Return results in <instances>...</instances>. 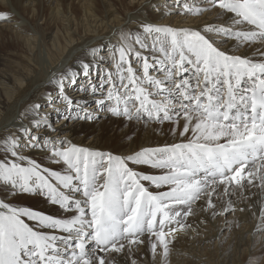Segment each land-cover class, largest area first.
I'll list each match as a JSON object with an SVG mask.
<instances>
[{
  "label": "snow or ice",
  "instance_id": "obj_1",
  "mask_svg": "<svg viewBox=\"0 0 264 264\" xmlns=\"http://www.w3.org/2000/svg\"><path fill=\"white\" fill-rule=\"evenodd\" d=\"M170 3L179 14L217 9L219 22L192 29L136 20L107 50L108 66L105 49L91 47L90 60L54 73L52 82L68 110H57L60 119L110 120L129 128L133 144L136 126L151 125L171 142L129 154L95 150L33 105L28 125L0 137V264H114L109 254L122 253L127 264L145 236L152 260L160 255L167 264L199 201L214 219L245 211L231 201L218 210L213 194L221 187L226 195L233 187L264 191V0ZM0 22L11 23L12 14L0 10ZM81 76L87 87L79 91L91 105L66 92ZM31 197L54 211L24 202Z\"/></svg>",
  "mask_w": 264,
  "mask_h": 264
},
{
  "label": "bare ground",
  "instance_id": "obj_2",
  "mask_svg": "<svg viewBox=\"0 0 264 264\" xmlns=\"http://www.w3.org/2000/svg\"><path fill=\"white\" fill-rule=\"evenodd\" d=\"M119 1L0 0V8L4 7L5 11L12 14L11 23H0V50L11 48L6 45V39H3L6 34L9 35L8 41L11 43L9 45L13 46L15 50L12 55H5L7 58H4L0 53V137L6 135L9 130H15V127L21 122L28 125L33 120L31 108L37 103L42 107L47 105L43 107L41 113H46L51 122L58 117L57 110L59 116L67 115L66 105L59 100L57 87L52 82L53 74L59 76L61 72L69 68H78L81 61L90 60L88 51L91 47L105 49L104 65L108 66L107 50H110L112 44L116 43L121 29L136 28V20L143 19L155 23L156 18H159L160 22L157 24L192 29H200L206 24L219 22L217 9L207 11L202 17L194 18L191 14H179L178 11L170 12L173 9L170 0H131L130 5L126 6L123 0ZM189 1L194 3L193 0ZM28 2L31 11L29 9L27 13H32L34 9L31 20L24 16L27 11L25 4ZM48 3H51L49 7ZM53 4L55 5L52 8ZM156 6L158 7L156 8ZM46 7L50 12L49 18L47 15L44 16ZM151 8H156L162 13L152 14ZM173 11L175 10L173 9ZM165 13L170 14L165 15ZM174 13L177 15L172 16ZM154 15L155 18L152 17ZM186 16L188 17L185 18ZM179 18L181 22L177 20ZM130 19L133 21L132 23H129ZM43 20L44 22L39 24V21ZM254 58L258 59V57ZM81 87H87V81L83 76L78 79L76 85L68 86L66 92L74 100L87 101L91 105V97L87 92L79 91ZM54 127L57 130L64 129L65 133L72 136L78 145L105 152L112 151L115 154H129L133 148L140 144L154 145L163 143L166 139L171 142L170 136L155 135L152 132L153 126L150 125L147 130L141 131L143 126L140 125L136 126L137 131L133 136L136 139V144H133L132 140L125 136V133L129 131L128 127L121 128L118 123L107 119H101L93 124L61 119ZM163 128L164 131H167L168 125H164ZM70 129L73 131H68ZM36 158L44 164L50 163L39 156ZM253 188L252 194L243 191L242 195L253 198L254 194H259L261 199L259 203H255V212L259 216L261 201H264V191L257 187ZM219 190L224 194L222 187ZM234 194L232 189L231 194L227 196L237 199V195ZM24 202H32L35 205L32 203L31 205L38 210L54 211L52 206L42 202L38 197L27 198ZM204 203L203 200L202 205ZM197 208L195 215L188 219L191 228L184 233H178L177 238L181 237V239L176 238L170 244V254L175 249L185 250L182 249L183 245L189 240H200L196 235L197 231L200 229L203 232L205 224L208 225V228L210 224H214L210 215L204 214L199 207ZM201 220L205 222L201 223ZM252 228H250V232H256L257 227L253 230ZM214 235L207 232V238L212 239ZM143 239L145 244L141 245L138 251L134 246L133 252L127 258V264H131L132 259H136L137 264H154L149 250L150 246L147 244V236ZM109 255L115 257L114 264H121L125 260L124 253ZM258 256L259 254L254 255L251 260ZM160 259L161 256L157 255L156 261Z\"/></svg>",
  "mask_w": 264,
  "mask_h": 264
},
{
  "label": "rangeland",
  "instance_id": "obj_3",
  "mask_svg": "<svg viewBox=\"0 0 264 264\" xmlns=\"http://www.w3.org/2000/svg\"><path fill=\"white\" fill-rule=\"evenodd\" d=\"M116 1L120 2L119 0ZM130 1L131 0H123L125 6L130 5ZM188 2L191 3L189 0ZM195 3L199 5V2H197V0L195 1ZM50 5L51 3L47 4L48 7ZM54 5L55 4L52 5V8L54 7ZM25 6L27 8L26 11L27 15L25 14L24 16L29 17L31 20L34 9L32 10V13H29L30 14L29 15L27 13L29 9H30L29 11H31V8L29 7V2L26 3ZM158 6H156V8ZM199 6H203V5H199ZM48 7L44 9V16L47 15V17L49 18L50 12ZM156 8H151L152 14L162 13V11H157ZM4 9L5 8L1 6L0 10H4ZM170 12H177V10L173 11V9H171ZM206 13L207 11H205L202 15L204 16ZM166 14L169 15V13H165V15ZM174 15H177V13H174L172 16ZM202 15H193V16L195 18L196 16L202 17ZM152 17L155 18L156 16L154 15ZM187 17L188 16H186L185 18ZM177 20L181 22L180 18ZM43 22L44 20L39 21V24H42ZM154 22L159 23L160 22L159 18H156ZM4 38L6 39L5 40L6 45L11 48L2 49L0 50V53L1 55L4 56V58H7L5 55H12L15 50L13 46L9 45L11 44L8 41L9 35L6 34L3 37V39ZM44 106L46 107L47 105ZM43 107L41 108V110L43 109ZM43 114L44 113H41V115ZM60 120L61 119L57 117L56 120L52 122L53 126L56 125V123ZM114 141H116V139H114ZM114 141L113 143H115ZM233 190L235 193L234 195H237V199L222 194L220 190L218 191L220 193L219 197L215 196L216 194L213 195V200L216 205V208L219 210L224 206L226 207L227 203L231 201V203L235 206L236 209L244 208L245 211L237 210L234 213L229 212L224 216H219V215L216 216L213 219L214 224H210L209 228L208 225L205 224L204 225L205 227L203 226L204 228L203 232L200 229L197 231L198 233L196 232L197 233L196 235L200 240H195V241L189 240L188 241L189 243L187 242L185 243V245H183L182 249L185 250L175 249L174 251L171 252V254L169 253L170 256L167 257V264H264V225H261V220L259 216H257V213L255 212V203H259L261 197L259 196V194L257 195L254 194L253 198L245 197L244 194L242 195L243 191H247L250 192V194H252L251 191L254 190L253 187L248 190L235 187L233 188ZM38 199L41 200L42 202H45L42 198L38 197ZM28 203L31 204L32 202H28ZM202 203L203 200L199 201L197 205H195L196 206V208H194L195 211L198 210L197 207L200 208V205H202ZM203 213L211 216V210L209 212H203ZM192 217L193 216L189 217L188 219ZM211 218L212 217H210V219ZM258 225H261V228L259 230L257 227ZM252 227L253 228L257 227L256 232H250V228ZM211 231L213 232L212 234H215L214 237H212V239L207 238V232L210 235H212L210 233ZM177 239L180 240L181 237H178ZM256 254H259L258 258L251 260V257H253ZM245 258L246 260H244ZM159 261H156L155 258L154 261L152 260V263L154 262V264L156 263L163 264L162 257Z\"/></svg>",
  "mask_w": 264,
  "mask_h": 264
}]
</instances>
